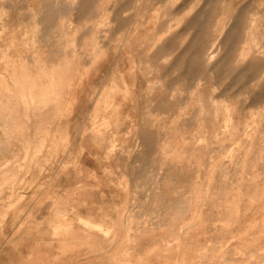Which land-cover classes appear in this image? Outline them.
Segmentation results:
<instances>
[{
    "label": "rangeland",
    "instance_id": "obj_1",
    "mask_svg": "<svg viewBox=\"0 0 264 264\" xmlns=\"http://www.w3.org/2000/svg\"><path fill=\"white\" fill-rule=\"evenodd\" d=\"M0 170V264H264V0H0Z\"/></svg>",
    "mask_w": 264,
    "mask_h": 264
},
{
    "label": "bare ground",
    "instance_id": "obj_2",
    "mask_svg": "<svg viewBox=\"0 0 264 264\" xmlns=\"http://www.w3.org/2000/svg\"><path fill=\"white\" fill-rule=\"evenodd\" d=\"M75 1V0H74ZM102 6V5H101ZM126 17V16H125ZM253 21V20H252ZM258 21V20H257ZM222 22V21H221ZM97 24V23H96ZM217 25V24H216ZM219 25V24H218ZM251 30V29H250ZM218 31V30H217ZM222 31V30H221ZM231 31H232V29H231ZM249 31V30H248ZM215 33V32H214ZM232 34V33H231ZM221 35H222V33H221ZM225 36V35H224ZM215 37V36H214ZM216 38V37H215ZM217 38H219L218 36H217ZM223 38V37H222ZM231 38V37H230ZM215 40V39H214ZM238 42V41H237ZM93 46V45H92ZM242 47V46H241ZM214 48V47H213ZM212 48V49H213ZM243 48V47H242ZM250 48V47H249ZM93 49V48H92ZM238 49L240 50V48L238 47ZM212 51V50H211ZM238 51V50H237ZM217 52V51H216ZM208 54V53H207ZM24 55V54H23ZM213 55H215V54H212L211 56H213ZM207 57V56H206ZM40 58V57H39ZM239 59V58H238ZM237 59V60H238ZM44 60V59H43ZM61 60H63V57H62V59ZM75 60V59H74ZM208 60V59H207ZM67 61V60H66ZM71 61H72V63H74L73 62V59H71ZM75 61H77V60H75ZM79 61V60H78ZM210 61H211V59H210ZM209 62V61H208ZM54 63V62H53ZM52 63V64H53ZM64 63H65V61H64ZM63 63V65H61V66H59L58 68H50V70L47 72V75H48V78H47V81L45 82V83H43V84H41V83H39L38 82V80H36L35 78L36 77H34V76H31L30 74H28L26 71H21L20 72V74L17 76V78H16V85H17V87L19 88L17 91H16V93H17V97L19 98V99H21L22 101H23V104H24V107L25 108H29V107H35V106H44L45 104H48V103H52L53 104V111L55 112V113H58V115H60L61 113H64L66 110H68L69 109V107H70V100L68 101V99H67V94L65 95V93H64V91H65V89H67L66 87H68L69 88V85H70V83H71V81H72V79H73V72H72V65H70V63H65L64 64ZM77 63H79V62H77ZM47 64V63H46ZM51 64V63H50ZM53 65H55V64H53ZM52 65V66H53ZM75 65V64H74ZM73 65V66H74ZM48 66V65H47ZM51 67V66H50ZM78 67V66H77ZM88 67V66H87ZM49 68V67H48ZM84 69H83V71L85 70V67H83ZM89 68V67H88ZM77 69H79V68H77ZM82 69V68H81ZM87 69V68H86ZM74 70H75V68H74ZM88 71H89V69H87ZM40 71V70H39ZM81 71V70H80ZM87 71V72H88ZM41 72V71H40ZM78 72V71H77ZM42 73V72H41ZM79 73V72H78ZM77 73V74H78ZM83 73V72H82ZM86 73V72H85ZM85 73H83V74H85ZM41 75H43V74H41ZM74 75H76V74H74ZM80 75H82V74H80ZM86 75H88V73L86 74ZM37 76V75H36ZM38 76H40V75H38ZM84 77V76H83ZM86 77V76H85ZM84 77V78H85ZM88 77V76H87ZM80 78V77H79ZM84 78H82V79H84ZM118 78V77H117ZM88 79V78H87ZM123 79V78H122ZM41 80V79H40ZM45 80V79H44ZM75 80V79H74ZM77 80V79H76ZM75 80V81H76ZM85 80V79H84ZM43 81V80H42ZM88 81H89V79H88ZM88 81H86V82H88ZM77 82V81H76ZM75 82V83H76ZM79 82H80V80H79ZM83 81H81V83H82ZM85 82V81H84ZM85 82V83H86ZM74 87H75V85H73ZM77 86V85H76ZM87 86V85H86ZM78 87V86H77ZM80 87V86H79ZM78 87V88H79ZM85 87V86H84ZM94 87V86H93ZM82 88H83V86H82ZM125 88V87H124ZM124 88H122V89H124ZM128 88H130L129 86H128ZM6 89H8V86L6 85ZM73 89H75V88H73ZM72 89V90H73ZM108 89H109V87H108ZM108 89H106V90H108ZM71 90V89H70ZM93 90V89H92ZM118 90V89H117ZM120 90V89H119ZM118 90V91H119ZM129 90H131V88L129 89ZM68 91V90H67ZM75 91H76V89H75ZM74 91V93H76ZM81 91H82V89H81ZM123 91V90H122ZM73 92V91H72ZM78 92V91H77ZM106 92V91H105ZM114 92H116V91H114ZM79 93V92H78ZM78 93H76V94H78ZM81 93V92H80ZM79 93V94H80ZM86 93V92H85ZM70 95L72 94V93H69ZM101 94H102V92H101ZM103 94H104V92H103ZM74 95L75 94H73V97H74ZM109 95V94H108ZM76 96V95H75ZM85 96V95H84ZM86 96H88V95H86ZM85 96V97H86ZM101 96V95H100ZM104 96V95H103ZM72 97V98H73ZM77 97V96H76ZM75 98V97H74ZM73 98V99H74ZM78 98V97H77ZM123 98V97H122ZM98 99V98H97ZM107 99V98H106ZM72 100V99H71ZM99 100V99H98ZM116 100H117V98H116ZM75 102H76V100H74ZM73 101V102H74ZM100 101H102V100H100ZM98 102V101H97ZM80 103V102H79ZM108 103V102H107ZM198 103H199V101H198ZM77 104H78V102H77ZM110 104V103H109ZM113 104V103H112ZM214 104H215V102H214ZM74 106V105H73ZM106 107H107V104L105 105ZM110 106V105H109ZM113 106V105H112ZM216 106V105H215ZM5 107V106H4ZM3 107V108H4ZM48 107V106H47ZM72 107V106H71ZM96 107V106H95ZM46 109V108H45ZM72 109V108H71ZM203 109V108H202ZM212 109H214L213 107H212ZM223 109H224V111H225V128H230V125H231V119H232V115H231V110H230V106H229V104H227V103H224L223 104ZM38 110H39V108H38ZM97 110H98V107H96L95 108V110H94V112L96 111L97 112ZM11 112V111H10ZM43 112V111H42ZM208 112V111H207ZM36 113V112H35ZM38 113V112H37ZM31 114V113H30ZM95 114V113H94ZM5 115H6V113H5ZM8 115H10L11 116V118H12V114H8ZM20 115V114H19ZM23 115V114H22ZM38 115V114H37ZM212 115V114H211ZM7 116V115H6ZM6 116H5V118H6ZM21 116V115H20ZM214 116V115H213ZM8 117V116H7ZM215 117H213V119H214ZM39 119V118H38ZM46 119V118H45ZM40 120V119H39ZM256 120V119H255ZM19 121V120H18ZM56 121V120H55ZM61 121V120H60ZM216 121V120H215ZM10 122H11V119H10ZM21 122V121H20ZM62 122V121H61ZM56 123H57V121H56ZM63 123V122H62ZM8 124V123H7ZM2 125V124H1ZM9 125V124H8ZM238 126V125H237ZM61 127V126H60ZM211 128V127H210ZM213 128V127H212ZM11 129V128H10ZM3 130V129H2ZM5 130H7V129H5ZM14 130V129H13ZM207 130V129H206ZM42 131H43V133H45V128L44 129H42ZM65 132V131H64ZM64 132H63V134H64ZM209 132H210V130H209ZM220 133V132H219ZM26 134V133H25ZM62 134V135H63ZM209 134V133H208ZM227 134H229V132L227 133ZM227 134H225V135H227ZM204 135V134H203ZM230 135V134H229ZM212 136V135H211ZM66 137V136H65ZM213 137V136H212ZM234 137V136H233ZM61 138V137H60ZM212 139V141H213V138H211ZM210 139V140H211ZM229 139V138H228ZM46 135H44V134H42L41 136H40V138H39V140L37 141V143H35V145H34V147H35V149L33 150V152H37L38 150H39V147L41 146V145H43L45 142H46ZM61 140V139H60ZM67 141V140H66ZM207 142H209V141H207ZM162 144V143H161ZM237 144V143H236ZM28 146L30 147V144H28ZM33 149V148H32ZM46 150V149H45ZM232 151V149L230 150V152ZM43 152V151H42ZM41 152V153H42ZM44 153V152H43ZM42 155V154H41ZM32 156L33 155H31L30 156V158L32 159ZM38 156V155H37ZM23 160V159H22ZM36 160V159H35ZM34 160V161H35ZM33 161V162H34ZM214 161V160H213ZM41 163V162H40ZM26 164H27V162H26ZM32 164V163H31ZM24 166H26V165H24ZM27 167H28V165H27ZM30 167V166H29ZM4 168H6V167H4ZM1 170L3 171V169L1 168ZM0 170V171H1ZM5 171V170H4ZM208 176V175H207ZM205 180H206V178H205ZM12 181V180H11ZM17 182V181H16ZM205 182V181H204ZM13 184V183H12ZM5 185V184H4ZM207 185V184H206ZM0 188H1V184H0ZM12 188V187H11ZM59 214H61V215H65V213L64 212H61V211H57ZM56 216V215H55ZM55 216H54V219H55ZM57 217V216H56ZM54 221V220H53ZM66 221V220H65ZM72 221V220H71ZM88 222V221H87ZM89 223V222H88ZM69 224V223H68ZM68 224H61L60 222H54L53 224H52V228H53V233H55V234H57V237L58 238H61L62 240H64V238H65V236L64 235H66L67 233H69L70 232V229H71V226L70 225H68ZM70 224H71V222H70ZM91 225H92V227H94V226H96L95 224H93V223H91ZM98 228H101V227H98ZM52 233V234H53ZM54 236H56V235H54ZM50 239V238H49ZM51 240V239H50ZM55 240V239H54ZM58 242H60V241H58ZM57 242V243H58ZM68 242V241H67ZM65 243V242H64ZM70 243V242H69ZM64 245V244H63ZM66 245V244H65ZM70 246V245H69ZM56 247V246H55ZM61 249V248H60ZM68 250V249H67ZM66 250V251H67ZM65 251V252H66ZM140 261V260H139ZM141 263V262H140ZM139 263V264H140ZM180 264V263H179Z\"/></svg>",
    "mask_w": 264,
    "mask_h": 264
},
{
    "label": "crops",
    "instance_id": "obj_3",
    "mask_svg": "<svg viewBox=\"0 0 264 264\" xmlns=\"http://www.w3.org/2000/svg\"><path fill=\"white\" fill-rule=\"evenodd\" d=\"M12 223V222H11ZM15 222H13L12 227L14 228ZM61 243H57L56 241L53 242L54 247L55 246H60ZM28 244H26L27 246ZM50 247H44L42 248V252H38V263L39 261H42V264H62L61 262H57L56 258H59L57 255L50 256L48 253H46L47 250H49ZM22 251L21 256L17 255L16 257H12V261H8V264H30V255H29V249L22 245V248L20 249ZM56 250V247L54 248ZM18 253V252H17ZM51 254V253H50ZM61 260L63 261L61 255H60ZM70 262H74L73 264H78L76 262L77 260V254L73 253V256L71 253H69V257L67 258ZM64 262H66V259H64Z\"/></svg>",
    "mask_w": 264,
    "mask_h": 264
}]
</instances>
